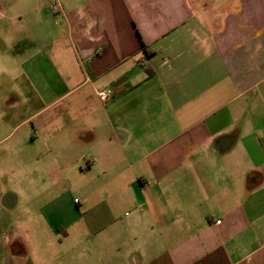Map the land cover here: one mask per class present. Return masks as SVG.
<instances>
[{"label":"crops","instance_id":"0c3cea01","mask_svg":"<svg viewBox=\"0 0 264 264\" xmlns=\"http://www.w3.org/2000/svg\"><path fill=\"white\" fill-rule=\"evenodd\" d=\"M20 106L44 117L13 162L43 169L41 232L113 258L17 263L264 264V0H0V107Z\"/></svg>","mask_w":264,"mask_h":264},{"label":"rangeland","instance_id":"374dc122","mask_svg":"<svg viewBox=\"0 0 264 264\" xmlns=\"http://www.w3.org/2000/svg\"><path fill=\"white\" fill-rule=\"evenodd\" d=\"M5 89L10 90L11 87L7 86L3 89L1 88V91ZM5 108L6 107H0V113H4L2 114L5 116L3 118L10 122V126L3 131L0 130V140L5 138V140L0 141V264H20L14 259L20 258L21 255H23L17 252L19 248L21 252H26V258H113L110 251L108 252V249L105 248V250H103L102 248L98 249L92 247L91 238L88 239V245L85 246L81 252L79 249H75L76 244L74 238L73 241L64 244L59 242L60 239L63 240V237L57 240L53 239V236L49 237L48 232H41L40 228L43 230L45 225L43 222L48 216L44 212L45 209L39 206L41 200H37L34 197V193L42 190L44 186L42 183L38 182L34 187L33 184H28L27 180L30 178H37L38 181H40V178L44 177L43 169L39 168L35 171L33 167L27 166L23 168L13 166V162L15 160L18 161L20 156L19 153L14 151V143L18 140L21 141L23 135L27 134L29 130H32L34 133V124L37 125L44 117L41 116L37 118L36 121L19 125L24 120L22 115L13 116L12 121L7 118L10 117V114L14 115L19 111L22 112L24 106H20L13 111H7ZM67 174V180L71 187L72 195L74 194L72 197L73 199L77 198L80 200L82 197L78 190L83 184L77 179L75 174L70 172ZM29 185L32 186V189H30ZM29 190L33 191L30 193ZM31 197L33 200L29 201ZM19 225L29 228H39L40 232H37V234L44 236H31L30 238L25 235L24 232L20 231V233L23 234L21 239L24 240V242H22L24 246L18 247L13 241L17 238L19 232L17 227ZM36 261L33 262L32 259H30L29 262L25 264H44V262ZM53 261V259H50L46 263H60L59 260L57 261L58 263Z\"/></svg>","mask_w":264,"mask_h":264},{"label":"built area","instance_id":"2783aa9c","mask_svg":"<svg viewBox=\"0 0 264 264\" xmlns=\"http://www.w3.org/2000/svg\"><path fill=\"white\" fill-rule=\"evenodd\" d=\"M113 95V91L112 90H107V91H102L98 93V97L102 100V101H106L107 99H109V97H111Z\"/></svg>","mask_w":264,"mask_h":264}]
</instances>
